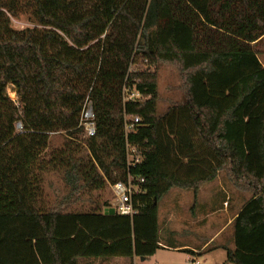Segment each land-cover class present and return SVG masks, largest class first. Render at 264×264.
<instances>
[{"label": "trees", "instance_id": "16d2710c", "mask_svg": "<svg viewBox=\"0 0 264 264\" xmlns=\"http://www.w3.org/2000/svg\"><path fill=\"white\" fill-rule=\"evenodd\" d=\"M21 13L32 26H12ZM262 43L264 0H0V264L145 259L161 248L159 200L173 187L196 196L220 170L251 194L226 261L264 264ZM162 63L183 95L158 112ZM124 88L139 97L124 101ZM86 99L96 133L82 143ZM125 116L139 118L126 135ZM126 142L142 152L130 172L144 193L133 216L105 214L92 192L125 179ZM50 172L66 190L52 200Z\"/></svg>", "mask_w": 264, "mask_h": 264}, {"label": "crops", "instance_id": "0c3cea01", "mask_svg": "<svg viewBox=\"0 0 264 264\" xmlns=\"http://www.w3.org/2000/svg\"><path fill=\"white\" fill-rule=\"evenodd\" d=\"M201 189L200 201L198 194ZM179 196L181 195L178 192L175 197L176 201L172 200L171 204L167 206V215H164L162 221L160 219L159 244L161 248L166 246L177 251L188 250L189 254H187L185 259L187 261L193 259L197 264H199L197 256L207 249L210 250V253L222 250L226 255V248H233V230L229 236H224L221 241L214 245L213 243L226 229L232 226L233 219L243 204L251 197V194L243 186L236 184L234 179L224 170H220L215 179L205 183L197 191L196 196L193 195V201L190 206L188 203L184 206L179 204ZM185 201L190 204L189 198ZM165 209L163 207V210ZM189 223L194 227L192 231H189V226H187ZM170 226L173 229H169ZM201 229L207 233H199V231L202 232ZM190 236L193 237V240L197 239L198 241L196 243L183 241L184 237ZM225 259L222 258L217 262H213L205 258L204 262L206 264H225ZM127 260V264H130V259L123 256L80 257L78 258V264H121L124 261L127 262Z\"/></svg>", "mask_w": 264, "mask_h": 264}, {"label": "rangeland", "instance_id": "374dc122", "mask_svg": "<svg viewBox=\"0 0 264 264\" xmlns=\"http://www.w3.org/2000/svg\"><path fill=\"white\" fill-rule=\"evenodd\" d=\"M11 23L12 26L15 28H23L26 26H32L33 24L30 21V18L28 17V14L21 13L18 16L11 17ZM255 50L258 52L259 58L262 63H264V43L261 45L255 46ZM134 67V66H132ZM157 85H158V104H157V111L162 112L166 109L167 106L172 104L173 101L180 100V98L183 95V90L181 86V80L179 76L178 69L171 64H160L157 68ZM7 95L12 99L16 100V93L13 90L12 86L9 85L6 88ZM76 135V138L78 141L84 143L85 138L82 134V132H78ZM64 138V133H55L53 135H50V147H58L62 144ZM45 193L48 195L50 200L56 198H60L63 196L66 192L59 176L57 174H54L53 172H50L46 175L45 179ZM204 188V187H203ZM181 196H179V204L181 205H188L190 206L193 201V192L191 190L187 189H181L173 187L171 188L158 202V220L159 223H161L164 215H167V206H169L172 202V200H175V197L177 193ZM198 198L201 201V194L202 189L199 191ZM92 195L95 196L96 199H99L101 202V208L106 207L108 204L110 205L113 201L112 198V190H111V182L107 183L106 186L103 189L95 190L92 192ZM195 196V195H194ZM189 198V202H186ZM7 201L6 195L2 190H0V202ZM81 206H88V202L85 201L84 203H75L73 206V209H79ZM163 207L166 209L163 210ZM188 212V211H187ZM161 219V221H160ZM189 226V231H192L194 229L193 225L191 223L187 224ZM169 229H173L172 226H170ZM203 229H201L202 231ZM233 230V226H230L228 229L225 230V232L213 243V245L223 239L224 236H229L230 232ZM199 233L206 234L207 232L202 231ZM195 239V238H194ZM183 241L189 242V243H196L198 240H193V237H184ZM206 250L204 252H201L200 255L197 256V261L199 264H206L205 258H208L209 260L213 262H217L219 259H225L226 255L225 252L222 250L212 251ZM187 254H189L187 251H177L173 250L171 248H167L164 246V248H159L156 250V252L144 259L143 261L140 260L138 257H133L132 260H130V263L133 262V264H192V262H195V260L190 259V261H187L185 258L187 257ZM203 256V257H202ZM202 257V258H201ZM127 262L124 261L121 264H127ZM225 264H231L226 261Z\"/></svg>", "mask_w": 264, "mask_h": 264}, {"label": "built area", "instance_id": "2783aa9c", "mask_svg": "<svg viewBox=\"0 0 264 264\" xmlns=\"http://www.w3.org/2000/svg\"><path fill=\"white\" fill-rule=\"evenodd\" d=\"M122 97L124 101L133 100L134 98L139 97V94L135 91L130 90V88H124ZM138 122V116H125L123 124L125 135L128 132H135V125ZM79 127L84 138L92 137L96 133L94 112L91 102L87 99L85 100L83 105ZM16 129L18 131L22 129V125L20 122L16 123ZM142 159L143 155L139 147L137 145L126 142L125 161L127 175L125 179H118L111 183L113 201L105 208H113L114 213L119 215L133 216V214L136 213V206H138V203H136L135 206L134 196L144 193V189L142 186L144 178L137 174H132L130 172V169L138 166L141 163ZM192 264H197V262H192Z\"/></svg>", "mask_w": 264, "mask_h": 264}, {"label": "water", "instance_id": "95a60500", "mask_svg": "<svg viewBox=\"0 0 264 264\" xmlns=\"http://www.w3.org/2000/svg\"><path fill=\"white\" fill-rule=\"evenodd\" d=\"M104 213L105 214H114V210H113V208H105ZM140 259L143 260L144 258L141 257Z\"/></svg>", "mask_w": 264, "mask_h": 264}]
</instances>
